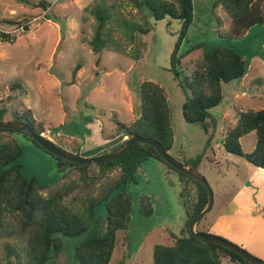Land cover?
Wrapping results in <instances>:
<instances>
[{"label": "rangeland", "instance_id": "374dc122", "mask_svg": "<svg viewBox=\"0 0 264 264\" xmlns=\"http://www.w3.org/2000/svg\"><path fill=\"white\" fill-rule=\"evenodd\" d=\"M94 1L0 0V33L9 34L6 39L0 35V109L7 111L3 121L42 122L47 130L44 135L65 151L83 158L105 156L110 153L98 151L109 136L124 129L120 124L141 116V83L155 82L165 89L171 109L175 144L169 153L185 166L198 169L214 191V207L199 229L264 261V219H249L253 214L264 216V169L228 153L223 144L242 112L264 108V25L251 28L244 38L231 40L229 16L215 7L219 0H193L189 23L171 17L156 21L147 15L149 33H137L136 43L131 45L117 29L113 36L122 41L124 50L104 48L96 55L91 40L97 21L86 11ZM125 11L143 23L136 8L127 5ZM197 46L202 49L194 50ZM216 46L242 53L250 67L245 77L224 85L223 101L211 109L209 122L215 128L211 126L207 133L199 124L185 120L182 85L202 50ZM15 137L23 147L20 161L27 177L51 187L78 180L82 187L79 169H71L70 179L64 178L56 157L23 133ZM257 138L253 131L240 139L245 153L255 150ZM99 166L93 165L88 174H98ZM180 189L178 174L149 158L135 180L110 196L125 190L133 200L128 235L119 236L111 264H155V246L172 245L171 234L181 235L184 229ZM81 190L73 195L79 196ZM143 197L151 202L150 215L142 212ZM106 201L96 207L85 232L77 237L61 235L62 250L53 254L49 264H80L78 246L107 232ZM14 223L9 220L0 228V264H28L22 243L13 232ZM221 264L243 263L225 259Z\"/></svg>", "mask_w": 264, "mask_h": 264}, {"label": "trees", "instance_id": "16d2710c", "mask_svg": "<svg viewBox=\"0 0 264 264\" xmlns=\"http://www.w3.org/2000/svg\"><path fill=\"white\" fill-rule=\"evenodd\" d=\"M124 3L125 6L129 5L138 10L143 23L125 11ZM124 3L121 0H95L86 8L87 12L95 15L97 21L95 35L91 40L96 55L104 48L124 50L122 41L113 36L117 29L131 45L136 43L137 33H149L151 29L147 15L156 21L171 17L187 23L193 15V0H126ZM41 4L47 7L44 3ZM215 7H221L229 16L228 38L231 40L244 38L251 28L264 25V0H219ZM12 23L29 28L21 22ZM0 35L3 39L9 37L4 32ZM197 49H202V46L194 48ZM249 67L244 55L230 47L203 49L200 56L192 62L190 75L186 78L185 85H182L186 96L183 104L185 120L199 124L210 133L212 127L215 128L209 122L212 119L211 109L223 101L224 85L245 77ZM79 69L78 65L75 77ZM176 75L179 77V72L176 71ZM140 98L141 116L128 124L119 123L124 129L119 130L117 135H127L128 139L134 136L151 138L160 142L165 151L170 152L174 146L175 135L165 89L146 80L140 85ZM6 112L5 108L0 109V121H3ZM8 122L22 121L16 118ZM25 123L37 134L47 131L42 122L38 125L33 121ZM253 131L258 137L256 148L251 153H245L240 139ZM17 133H23L40 147L28 132L0 128V228L9 220L15 221L13 232L22 243L28 264H49L53 254L58 255L62 250L61 235L77 237L85 232L93 221L96 207L105 200L108 211L107 232L93 235L81 243L76 257L80 264H110L119 238L128 235L133 211V200L127 191L122 190L110 196L135 180V174L149 158L163 162L178 174L180 198L185 209V226L181 235L171 234L174 239L172 245L155 246V264H221L225 259L251 264L226 247L192 235L190 223L206 207L208 190L198 179L171 166L155 147L137 143L117 159L99 163V172L94 176L88 174L90 169L95 168L93 165L73 163L44 149L57 158L64 178L70 179L71 169L76 168L81 172L83 183L81 187L78 180H69L62 186L51 187L24 174L20 161L23 147L15 137ZM223 144L228 153L243 156L256 167L264 169V108L242 112L236 126L228 130ZM80 188L82 190L79 196L73 195ZM140 202L143 214L150 215L152 205L149 198L143 197ZM205 218L206 216L203 220ZM201 222L197 231L208 233L199 229Z\"/></svg>", "mask_w": 264, "mask_h": 264}, {"label": "water", "instance_id": "95a60500", "mask_svg": "<svg viewBox=\"0 0 264 264\" xmlns=\"http://www.w3.org/2000/svg\"><path fill=\"white\" fill-rule=\"evenodd\" d=\"M0 128H10V129H16V130H22L24 132H28L32 138L45 150L49 151L50 153L57 155L59 157H62L70 162L78 163L81 165H94L99 163H106L110 162L112 160L117 159L122 154H124L126 151H128L133 145L137 143H143V144H149L153 147H155L159 153L164 157V159L175 169L184 172L188 175L193 176L194 178L198 179L201 183H203L207 190H208V203L206 207L195 216V218L190 223V231L192 235L201 237L205 240H208L210 242L216 243L218 245H221L223 247H226L237 254L241 255L243 258H245L248 262L251 264H264V261L253 256L245 249L241 248L240 246L222 238L217 235L211 234V233H205V232H199L197 231L198 224L203 220L205 216H207L213 209L214 203H215V195L214 191L206 179V177L199 172L198 169H193L188 166H185L180 161H178L176 158H174L169 152L165 151L161 145L160 142L147 138L142 136H134L128 141L118 148L116 151L100 157L95 158H83L75 154H71L64 149L57 146L52 140H50L48 137H46L44 134H37L33 128L25 122H4L0 121Z\"/></svg>", "mask_w": 264, "mask_h": 264}, {"label": "crops", "instance_id": "0c3cea01", "mask_svg": "<svg viewBox=\"0 0 264 264\" xmlns=\"http://www.w3.org/2000/svg\"><path fill=\"white\" fill-rule=\"evenodd\" d=\"M77 76V75H76ZM48 132L50 133V131L48 130ZM129 137L127 135H124V134H120V135H116V136H109V139H107V141L105 142V146L103 148L100 147V150L98 151V154H108V153H111V152H114L115 150H117L118 148L121 147V145L128 139ZM175 144V143H174ZM174 147V146H173ZM173 149V148H172ZM171 149V150H172ZM249 219H255V218H259V219H264V216L260 214L256 215V214H253V215H249ZM245 226V225H244ZM217 227V226H216ZM215 227V228H216ZM227 229V228H226ZM219 230H223L222 229H219ZM251 233L252 230H251ZM256 233H254L255 235ZM245 240V239H244ZM243 240V242H244ZM243 246H244V243H243ZM124 262V261H123ZM122 262V264H123ZM112 263V262H111ZM110 263V264H111Z\"/></svg>", "mask_w": 264, "mask_h": 264}]
</instances>
